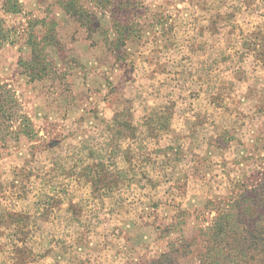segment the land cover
<instances>
[{
	"label": "rangeland",
	"instance_id": "374dc122",
	"mask_svg": "<svg viewBox=\"0 0 264 264\" xmlns=\"http://www.w3.org/2000/svg\"><path fill=\"white\" fill-rule=\"evenodd\" d=\"M5 1L0 264H152L262 180L264 0Z\"/></svg>",
	"mask_w": 264,
	"mask_h": 264
},
{
	"label": "trees",
	"instance_id": "16d2710c",
	"mask_svg": "<svg viewBox=\"0 0 264 264\" xmlns=\"http://www.w3.org/2000/svg\"><path fill=\"white\" fill-rule=\"evenodd\" d=\"M9 3L11 0H6L4 7ZM62 3L65 8H71L75 18L79 9L84 11L76 0ZM84 16L89 19L87 12L80 18L83 20ZM216 212L198 235L182 240L179 247L173 246L152 264H181L180 259L193 253V246L201 247L198 264H264V177L252 187L245 186L234 198L220 200Z\"/></svg>",
	"mask_w": 264,
	"mask_h": 264
}]
</instances>
